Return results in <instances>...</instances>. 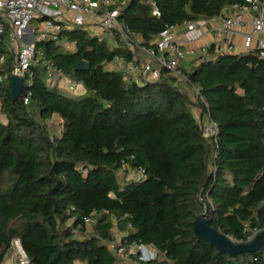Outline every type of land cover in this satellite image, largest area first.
<instances>
[{
	"label": "trees",
	"instance_id": "trees-1",
	"mask_svg": "<svg viewBox=\"0 0 264 264\" xmlns=\"http://www.w3.org/2000/svg\"><path fill=\"white\" fill-rule=\"evenodd\" d=\"M236 4L244 0H127L120 20L150 47L167 28L212 20ZM61 38L75 49L38 45L28 104L12 99L10 54L0 70V264L16 239L30 264H119L128 253L134 264H264V246L231 256L194 233L204 213L236 243L264 231L260 51L211 45V58L183 69L182 79L162 69L157 81H137L109 69L116 57L134 59L119 35L67 28ZM81 61L90 69L76 70ZM50 69L84 91L52 84ZM210 120L219 130L206 137ZM138 244L166 255L141 262L130 252Z\"/></svg>",
	"mask_w": 264,
	"mask_h": 264
},
{
	"label": "built area",
	"instance_id": "built-area-1",
	"mask_svg": "<svg viewBox=\"0 0 264 264\" xmlns=\"http://www.w3.org/2000/svg\"><path fill=\"white\" fill-rule=\"evenodd\" d=\"M124 3H118L115 0H0V70L6 62L7 55L10 54L12 56L11 76L25 78L20 96L23 103L28 104L32 95V92L28 90L32 85L31 68L42 60L38 45L52 40L75 49L76 41L71 42L61 38V33L67 28L88 30L91 24L97 23L103 30L110 33L113 39L115 35H119L134 55L133 61L128 63L124 73L137 81L140 79L157 81L161 77L162 69L182 79L183 69H189L192 66V64L185 65L189 58L194 60V63L211 58L210 46L200 49L184 47L182 41H179L172 33V28L164 30L154 41L153 46H144L141 37L131 32L129 27L120 20ZM155 14L159 13L155 12ZM219 17L221 30L227 32H233L250 17L252 31L246 37V48L247 50L256 48L260 51V57L264 58V0H244V4L232 6ZM33 22L36 24H32ZM184 25L185 36L189 42L199 40L203 36L201 27L205 25V20L188 22ZM138 50L146 56L143 60L139 59ZM232 52V46H224L218 50V53L231 54ZM115 60L124 61V58L116 57ZM49 72L52 84L63 80L70 85L71 91L78 93L84 91L81 83L63 79L62 75L53 69ZM5 80L6 76L0 74V83ZM218 130V124L212 120L203 125V133L206 137L216 136ZM137 174L144 177L145 169L138 168ZM96 215V212L92 213L85 222L88 225L93 224ZM257 234H254L250 241ZM113 247L112 244L111 248ZM14 248L17 254H20V258L17 260L14 258L10 264H30L18 239L14 240ZM130 249L135 251L141 262H151L166 255V252H159L153 244L133 245ZM123 252L124 249L120 248L119 253Z\"/></svg>",
	"mask_w": 264,
	"mask_h": 264
},
{
	"label": "crops",
	"instance_id": "crops-1",
	"mask_svg": "<svg viewBox=\"0 0 264 264\" xmlns=\"http://www.w3.org/2000/svg\"><path fill=\"white\" fill-rule=\"evenodd\" d=\"M115 1H117L118 3H124L127 0H115ZM250 19H251L250 17L247 18L245 23L242 26L238 27L233 32H227L221 30L220 17H216L212 20H205V25L201 27L203 36L199 40L193 42H189L185 36V25L174 27L171 29V31L179 41H182L184 47L200 49L205 46L215 45V52H218L219 48H222L224 46H232L233 49L232 54L244 55L250 51L247 50L246 48V37L252 31ZM88 30L92 34L100 36L102 38H107V39L110 38L109 33L103 30L97 23L91 24ZM66 47L69 50L74 49L72 46L69 45H67ZM138 57L139 59L143 60L146 56L141 51L138 50ZM192 63H194V60L189 58L185 62V65H190ZM127 66L128 63L125 60L124 61L114 60V62L109 64V69L124 72ZM195 116H198V114H196Z\"/></svg>",
	"mask_w": 264,
	"mask_h": 264
},
{
	"label": "water",
	"instance_id": "water-1",
	"mask_svg": "<svg viewBox=\"0 0 264 264\" xmlns=\"http://www.w3.org/2000/svg\"><path fill=\"white\" fill-rule=\"evenodd\" d=\"M32 30V27H30ZM33 38L31 39V41ZM90 64L81 61L75 65L76 70H89ZM24 77L11 76L9 79L12 99L16 102L24 88ZM194 233L198 239L210 243L218 251L224 252L231 256L243 255L245 253H255L260 251L264 246V231L256 235L253 241L248 243H236L228 238L225 234L211 226V219L204 213L199 215L194 222ZM163 258L161 257L160 260Z\"/></svg>",
	"mask_w": 264,
	"mask_h": 264
},
{
	"label": "rangeland",
	"instance_id": "rangeland-1",
	"mask_svg": "<svg viewBox=\"0 0 264 264\" xmlns=\"http://www.w3.org/2000/svg\"><path fill=\"white\" fill-rule=\"evenodd\" d=\"M32 24H36V22H33ZM106 34V33H105ZM108 35V34H107ZM109 37H110V35H109ZM65 88H67V89H69L70 88V85H67V83H65L64 81L61 83ZM70 90V89H69ZM74 94H76V95H78V94H80V93H78V92H75V91H72ZM193 93V92H192ZM194 96V99L196 100V94L195 95H193ZM194 112L196 113V114H199L200 113V111L199 110H194ZM54 124L57 126L58 124H59V121L58 120H54ZM135 177H137V175H135L134 173H132V172H130V177H129V175H128V178H135ZM114 235H115V237L117 238V240L119 241L120 240V237H121V233L117 230V229H115L114 230ZM131 251V253H133V254H135V251L134 250H132V249H130ZM14 252H13V254H11V257L9 258V260H7V262H5L4 264H10L11 263V261L15 258V260H17V259H19L20 258V254H17V252H16V249L14 248V250H13ZM129 253L128 254H126L125 256H121V258H120V262H119V264H134V262H132L131 261V258L129 257ZM77 264H79V263H77Z\"/></svg>",
	"mask_w": 264,
	"mask_h": 264
}]
</instances>
